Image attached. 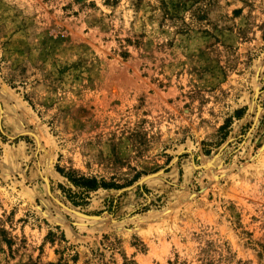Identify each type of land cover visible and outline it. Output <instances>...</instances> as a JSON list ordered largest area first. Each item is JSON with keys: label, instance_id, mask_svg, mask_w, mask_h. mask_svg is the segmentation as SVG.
<instances>
[{"label": "rangeland", "instance_id": "rangeland-1", "mask_svg": "<svg viewBox=\"0 0 264 264\" xmlns=\"http://www.w3.org/2000/svg\"><path fill=\"white\" fill-rule=\"evenodd\" d=\"M61 261L264 264V0H0V264Z\"/></svg>", "mask_w": 264, "mask_h": 264}, {"label": "trees", "instance_id": "trees-1", "mask_svg": "<svg viewBox=\"0 0 264 264\" xmlns=\"http://www.w3.org/2000/svg\"><path fill=\"white\" fill-rule=\"evenodd\" d=\"M245 109H237L235 111V116L241 118L244 115ZM231 122V118H228L226 123L221 126V132H223ZM58 171L65 176L75 187L81 189L83 193H90L92 191H97L99 189H112L120 188V186L114 181H107L104 178H98L96 176H85L79 175L73 171L66 172L63 168L58 167ZM68 198L74 205H81L82 201L76 199L75 195L69 194ZM61 264H68L65 261H61Z\"/></svg>", "mask_w": 264, "mask_h": 264}, {"label": "water", "instance_id": "water-1", "mask_svg": "<svg viewBox=\"0 0 264 264\" xmlns=\"http://www.w3.org/2000/svg\"><path fill=\"white\" fill-rule=\"evenodd\" d=\"M72 211L74 212V213H76L77 215L79 214V215H83L84 217H89V218H91V216L90 215H88V214H85V213H83V212H81V211H79V210H77V209H72Z\"/></svg>", "mask_w": 264, "mask_h": 264}, {"label": "bare ground", "instance_id": "bare-ground-1", "mask_svg": "<svg viewBox=\"0 0 264 264\" xmlns=\"http://www.w3.org/2000/svg\"><path fill=\"white\" fill-rule=\"evenodd\" d=\"M151 176H153V175H151ZM151 176H147V177H145V178H143L142 179V181H144L145 179H147V178H149V177H151ZM66 208V207H65ZM66 210H70L69 208H66ZM71 211V210H70ZM79 215V214H78ZM81 216H83V215H81Z\"/></svg>", "mask_w": 264, "mask_h": 264}]
</instances>
